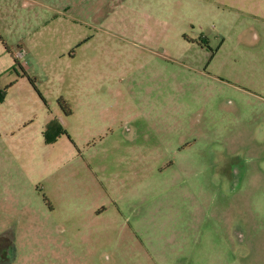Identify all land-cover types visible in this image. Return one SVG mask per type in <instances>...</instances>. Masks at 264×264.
Masks as SVG:
<instances>
[{
    "label": "rangeland",
    "instance_id": "obj_1",
    "mask_svg": "<svg viewBox=\"0 0 264 264\" xmlns=\"http://www.w3.org/2000/svg\"><path fill=\"white\" fill-rule=\"evenodd\" d=\"M121 1H0V264H264V14Z\"/></svg>",
    "mask_w": 264,
    "mask_h": 264
},
{
    "label": "crops",
    "instance_id": "obj_2",
    "mask_svg": "<svg viewBox=\"0 0 264 264\" xmlns=\"http://www.w3.org/2000/svg\"><path fill=\"white\" fill-rule=\"evenodd\" d=\"M2 1H6L8 3V6H11V7H12L13 3L16 4L17 2H21L24 11H26L29 8V7H27L29 5H39L41 7H44V5H46L45 6L46 8L51 9L49 7V3L57 4L61 8L51 9L52 11L54 10L57 13H61V9H68L69 11L71 10L72 12L69 13V14H66V16L70 15L69 17L72 20H74L75 19V16L73 15L74 14V10H76V9H78L80 7L85 8V6L90 7V5H93L95 11L96 12L97 11L100 12V11L105 9V6L107 5L108 2L117 3L118 0H2ZM122 1H124V0H122ZM122 1H121V3H122ZM44 3H48V4H44ZM251 4H253V6ZM237 7L239 9H241V11H243L245 14H248V15H251L250 14L251 12L264 14V0H240V2L237 3ZM87 18L88 17L86 16V20H87ZM76 20H82L83 21V20H85V17H83L82 19L77 17ZM20 64L24 68H27L26 67L27 62L20 63Z\"/></svg>",
    "mask_w": 264,
    "mask_h": 264
},
{
    "label": "trees",
    "instance_id": "obj_3",
    "mask_svg": "<svg viewBox=\"0 0 264 264\" xmlns=\"http://www.w3.org/2000/svg\"><path fill=\"white\" fill-rule=\"evenodd\" d=\"M16 63L19 64V66L22 68V70L24 71V73L27 75V72L25 71L24 67L20 64V62H18V61L16 60ZM31 81H32V80H31ZM32 83H33V81H32Z\"/></svg>",
    "mask_w": 264,
    "mask_h": 264
}]
</instances>
